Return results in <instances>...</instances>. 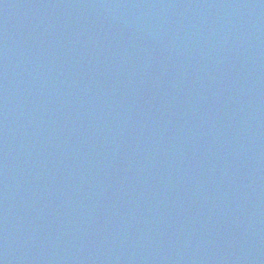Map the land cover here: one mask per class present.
Returning a JSON list of instances; mask_svg holds the SVG:
<instances>
[{"label": "water", "instance_id": "95a60500", "mask_svg": "<svg viewBox=\"0 0 264 264\" xmlns=\"http://www.w3.org/2000/svg\"><path fill=\"white\" fill-rule=\"evenodd\" d=\"M0 264H264V0H0Z\"/></svg>", "mask_w": 264, "mask_h": 264}]
</instances>
